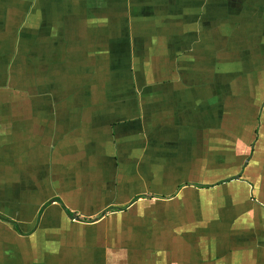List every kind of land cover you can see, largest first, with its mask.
Returning <instances> with one entry per match:
<instances>
[{
  "label": "crops",
  "instance_id": "crops-1",
  "mask_svg": "<svg viewBox=\"0 0 264 264\" xmlns=\"http://www.w3.org/2000/svg\"><path fill=\"white\" fill-rule=\"evenodd\" d=\"M0 264H264V0H0Z\"/></svg>",
  "mask_w": 264,
  "mask_h": 264
}]
</instances>
